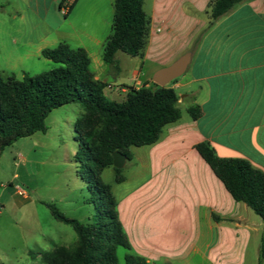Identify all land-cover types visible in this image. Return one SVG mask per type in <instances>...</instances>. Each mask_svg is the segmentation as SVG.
Masks as SVG:
<instances>
[{"label": "crops", "instance_id": "obj_1", "mask_svg": "<svg viewBox=\"0 0 264 264\" xmlns=\"http://www.w3.org/2000/svg\"><path fill=\"white\" fill-rule=\"evenodd\" d=\"M61 1L3 0L1 10L21 21L31 10L56 33V39L44 36L38 55L59 43L84 49L110 100L122 101L126 87L149 86L154 72L191 54L186 71L167 85L178 97L180 119L156 143L131 147L145 179L112 192L130 253L149 264H261L264 222L232 198L196 146L207 143L217 157L243 159L264 173V0H245L212 25L211 0H144L148 36L127 85L102 59L114 0H65L59 8ZM56 5L63 19L54 11L49 25ZM194 106L197 119L188 113Z\"/></svg>", "mask_w": 264, "mask_h": 264}, {"label": "trees", "instance_id": "obj_2", "mask_svg": "<svg viewBox=\"0 0 264 264\" xmlns=\"http://www.w3.org/2000/svg\"><path fill=\"white\" fill-rule=\"evenodd\" d=\"M243 1L211 0L209 25ZM64 2L61 1L59 8ZM143 4L144 0L113 1L111 35L104 44L102 59L117 71V53L137 57L145 48L149 21ZM41 56L56 66L33 76L23 73L20 80L0 76V153L3 147L18 139L46 132L45 119L51 111L78 104L82 114L75 124L78 149L74 158L76 162L89 161L92 181L88 183V190L99 201V207L90 223L81 224L66 218L52 204H46L51 216L69 225L77 238L72 247L59 246L46 253L39 264H149L130 253L118 220L116 200L111 187L101 181V174L112 168L116 172L115 182H122L121 170L112 167V153L119 152L130 161L131 147L156 143L163 128L180 119L175 91L170 86L151 83L138 89L126 87L122 101L110 100L104 94L108 84L94 79L84 49H72L66 43H59L43 49ZM188 113L192 119H197L200 109L194 106ZM196 150L232 198L245 204L264 222V173L243 159L217 157L207 143L198 144ZM118 248L126 250L122 262L117 256ZM263 257L264 230L260 262Z\"/></svg>", "mask_w": 264, "mask_h": 264}, {"label": "rangeland", "instance_id": "obj_3", "mask_svg": "<svg viewBox=\"0 0 264 264\" xmlns=\"http://www.w3.org/2000/svg\"><path fill=\"white\" fill-rule=\"evenodd\" d=\"M0 3L3 4L0 6V76L20 80L23 73L33 76L54 68L56 65L38 55L37 49L43 45L44 36L48 35L47 40L56 39V33L47 29L45 22L31 10L25 11L24 21L10 19L1 10L5 8L3 0ZM30 4L33 6V2ZM38 9L42 13V5ZM54 11L63 19L56 5L46 20V23L50 20L49 25L55 24L51 17ZM116 60L119 71L109 65L105 67L118 76L119 83L127 85L139 59L119 52ZM81 114L78 104L59 107L45 119L46 132H36L2 148L0 264H39L55 248L74 245L77 237L72 228L56 221L46 204H52L66 218L81 224L92 221L99 201L88 190L92 181L89 161L76 162L74 158L78 149L75 124ZM120 170L123 177L120 183L115 182L116 172L112 168L101 174V181L111 185L112 192L130 190L145 179L132 160L126 161ZM125 254L126 250L118 248L120 262Z\"/></svg>", "mask_w": 264, "mask_h": 264}, {"label": "water", "instance_id": "obj_4", "mask_svg": "<svg viewBox=\"0 0 264 264\" xmlns=\"http://www.w3.org/2000/svg\"><path fill=\"white\" fill-rule=\"evenodd\" d=\"M191 54L185 53L179 56L174 62L170 65L161 68L154 72L152 76V83L165 87L172 81L179 78L187 69ZM104 82V81H102ZM126 158L124 155L119 152L112 153V167L115 169H122L126 163Z\"/></svg>", "mask_w": 264, "mask_h": 264}]
</instances>
